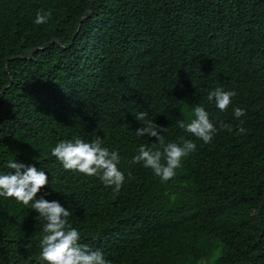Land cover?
Returning <instances> with one entry per match:
<instances>
[{
    "label": "trees",
    "instance_id": "16d2710c",
    "mask_svg": "<svg viewBox=\"0 0 264 264\" xmlns=\"http://www.w3.org/2000/svg\"><path fill=\"white\" fill-rule=\"evenodd\" d=\"M218 86L236 93L224 111L207 99ZM197 105L218 128L209 144L176 124ZM141 111L166 142L196 143L168 181L130 163L159 147L136 135ZM97 136L121 156L115 199L51 155ZM9 160L46 172L37 198L72 211L111 264H264V0H0V175ZM44 223L0 197V264H41Z\"/></svg>",
    "mask_w": 264,
    "mask_h": 264
},
{
    "label": "clouds",
    "instance_id": "9594fccd",
    "mask_svg": "<svg viewBox=\"0 0 264 264\" xmlns=\"http://www.w3.org/2000/svg\"><path fill=\"white\" fill-rule=\"evenodd\" d=\"M50 19V11H37L34 23L42 25ZM235 95V91H225L218 86L208 91L207 99L209 102L214 100L216 107L224 111ZM233 111L237 119L246 114V110L239 107ZM191 115L194 118L190 119V122L177 120V126L204 144L211 143L218 128L209 118V113L202 105H197L192 109ZM146 117L147 113L143 111L136 114L135 119L143 122V126L136 129V135L155 138L159 147L141 144L130 163L142 164L165 182L175 175V169L180 167L182 158L194 152L197 146L194 141L184 137H180L179 143L166 142L163 133L167 132V127L160 126ZM243 123L244 121H241L237 126L240 133L245 132ZM219 126L221 129L232 131V126L223 121L219 122ZM51 155L65 170L98 177L106 187L112 188L113 199L124 185L125 174L118 167L121 163L119 152L104 147L99 136L91 142H85L80 137L61 140L51 148ZM6 166L12 171L0 175V197L12 198L25 206L30 205L45 222L39 243L41 264H111L101 250H93L80 243L81 233L69 223L72 211L61 206L56 200L45 199L43 195L37 198V194L49 183L44 170L14 160H9Z\"/></svg>",
    "mask_w": 264,
    "mask_h": 264
},
{
    "label": "water",
    "instance_id": "95a60500",
    "mask_svg": "<svg viewBox=\"0 0 264 264\" xmlns=\"http://www.w3.org/2000/svg\"><path fill=\"white\" fill-rule=\"evenodd\" d=\"M91 10V5H90V8H89V10H88V12H87V14L86 15H88V13H89V11Z\"/></svg>",
    "mask_w": 264,
    "mask_h": 264
}]
</instances>
